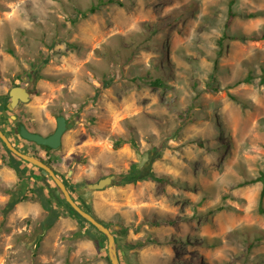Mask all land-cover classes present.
<instances>
[{
  "label": "rangeland",
  "instance_id": "374dc122",
  "mask_svg": "<svg viewBox=\"0 0 264 264\" xmlns=\"http://www.w3.org/2000/svg\"><path fill=\"white\" fill-rule=\"evenodd\" d=\"M262 35L264 0H0V125L115 230L122 264H264L262 185L249 183L264 172V41H251ZM31 73L29 102L2 115ZM14 111L44 137L63 116L61 146L21 139ZM7 161L0 143V264H110L106 243L64 207L43 231L47 212L29 190L52 186L48 175L27 165L21 178ZM128 173L137 179L78 192ZM23 181L26 198L3 222Z\"/></svg>",
  "mask_w": 264,
  "mask_h": 264
},
{
  "label": "water",
  "instance_id": "95a60500",
  "mask_svg": "<svg viewBox=\"0 0 264 264\" xmlns=\"http://www.w3.org/2000/svg\"><path fill=\"white\" fill-rule=\"evenodd\" d=\"M31 72H34V70H32ZM22 80L27 84L26 88L16 86L9 91L8 94L9 102L6 105L9 111H13V109L18 104L28 103L33 93V86L35 82L34 74L33 73L29 74V77L27 76L22 77ZM10 119H12L13 121L16 120L14 116H11ZM69 127L70 126L67 124L66 119L63 116H60L56 118V129L49 136L44 137L38 133L30 132L23 125H20L19 128L16 129L15 133L18 134L23 140L27 142L34 143L38 146L47 147L51 150H57L61 146L62 137ZM0 141L4 144L6 149L15 157L19 158L21 161L25 163L32 165L35 168L44 171L48 175V177L55 183L56 187L60 190L61 194L64 197V200L72 208V210L75 211L86 222L91 224L97 231H99L107 239L106 241L107 255L110 264H121V261L117 253L118 241L116 240L114 235L115 230L110 227H106L104 224L99 222L95 217H93L88 211L80 207L79 204L71 196L72 192L70 191V189L67 188L66 185L62 182V180L55 175V172L51 167H49L39 159L24 154L19 150H17L1 129H0ZM124 179H125L124 177H121L119 175H110L104 177L103 179H100L96 183L85 184L84 186L78 189V192L102 191L117 183H120ZM25 184L26 182L23 181V185ZM23 193L24 191L20 192V194Z\"/></svg>",
  "mask_w": 264,
  "mask_h": 264
},
{
  "label": "trees",
  "instance_id": "16d2710c",
  "mask_svg": "<svg viewBox=\"0 0 264 264\" xmlns=\"http://www.w3.org/2000/svg\"><path fill=\"white\" fill-rule=\"evenodd\" d=\"M109 2L112 3V1H108L107 3H109ZM232 4H233V1L231 2V5H229V9H228V16H227V20H226V23H225V28L226 29L232 24V22L236 18V14L232 10ZM95 11H96V9L94 7H91L89 9V12L90 13H94ZM79 14H80L79 16H81V15L83 17L85 16L83 12H79ZM227 38L228 37L224 35L216 43L217 44V47H218V50H217V53H216L217 54V57H216V59L213 62V73L214 74L211 76V81L215 79V73L218 71V60L223 56L224 40L227 39ZM251 41H254V42L264 41V35H262L260 37H252L251 38ZM35 73H36V71H34V74ZM242 82L243 83H250L251 82V78L250 77H247ZM261 82H264V70H263V78H261ZM160 84L161 83L158 80H156L155 82L152 83V85H154V86L155 85L156 86H159ZM231 99L233 101H236V99L233 98V97H231ZM5 107H6V105L3 106V109H5ZM0 129L6 135V133L4 132L2 126H0ZM0 143L2 144L4 150L6 151V153L9 156V162L7 161V164L13 170H15V172H17V174L19 175V177L22 178L26 174V171H27V169H26L25 166H27V165L28 166H32V165H30L28 163H25V162L21 161L19 158L15 157L13 154H11L6 149V147L4 146V144L1 141H0ZM115 144L117 146L120 145V141L116 142ZM31 145L37 146L34 143H31ZM133 145H134V143H133ZM39 147L41 148V146H39ZM42 149H44L46 152L52 151L51 149H49L47 147H42ZM28 155H31V154L28 153ZM35 158L39 159L40 161L44 162L46 165H48L49 167L52 168L50 162L44 161V160H42L38 156H36ZM136 169H137L136 166H132V172H136ZM37 170L39 172H42V173L46 174L44 171H42V170H40L38 168H37ZM46 176H47V174H46ZM56 176L57 177H60V179H62L61 176H59L57 173H56ZM135 176H136V178H135ZM122 177H124L125 179L123 181H121L120 184H126V183H129V182H134V180L137 179L138 176L137 175H133V173H128L126 176H122ZM147 179L160 182V179H158L154 175H149ZM49 180H50V183H51L52 186H49L48 183H47L44 186H42V185L40 186L39 185V186H37V188H34L33 187V188H31L29 190V193H31V195L34 198L38 199L41 202V206L47 212L46 218L44 219L43 222L40 223V228L43 231L48 230L54 224V222L56 221V219L58 218V209H60L61 207H64L68 212H70L77 219H79L80 222H81V224L83 226H86V230H85L86 236H88V238H90L91 240H93L96 243V245L98 246V248L102 252L103 251L105 252V250H106L105 249V243H106L107 239L99 231H97L91 224H89L88 222H86L75 211L72 210V208L64 200L63 195L61 194L60 190L56 187L55 183L50 178H49ZM249 183H251V184H253V183H261V185H262L261 191L259 193L258 209L257 210H258V213L260 215L264 216V172L259 173L258 177L252 179ZM24 187H25V185L22 184V189H20V192L21 191L23 192L25 190ZM66 187H67V185H66ZM55 190H56V193L54 192ZM20 192L14 191L11 194L12 195L11 196V199H10L9 203L6 205V207H5V209H4L3 213H2L3 222H4V219H5L6 214L9 213L14 208V206L18 203V201L20 199H25L26 198V197H20L22 195V194H20ZM71 196H72V194H71ZM79 206L82 207L80 204H79ZM83 209H85L86 211L89 212V210L87 208H83ZM78 236H80V234H78ZM119 246H121L120 243H117V252L119 251ZM121 264H122V262H121Z\"/></svg>",
  "mask_w": 264,
  "mask_h": 264
},
{
  "label": "flooded vegetation",
  "instance_id": "af4514ba",
  "mask_svg": "<svg viewBox=\"0 0 264 264\" xmlns=\"http://www.w3.org/2000/svg\"><path fill=\"white\" fill-rule=\"evenodd\" d=\"M5 105H7V104H5ZM18 105H19V104H18ZM18 105H17L15 108H17ZM4 112H10L9 115H11V114H12L11 112H13V111H9V110L7 109V107H5V109L2 110V113H1V114L4 115ZM14 114H15V115H12V116H14V117L16 118V120L13 121V123H14V133H15L16 129H18L20 125H23L25 128H26V126H25L22 122L19 121L18 116H17V112H16V111H14ZM66 122H67V121H66ZM0 126H1V125H0ZM26 129H27V128H26ZM27 130H29V129H27ZM29 131H30V130H29ZM4 132H5V131H4ZM30 132H31V131H30ZM53 132H54V131H53ZM53 132H52V133H53ZM52 133H51V134H52ZM15 134H16V133H15ZM51 134H50V135H51ZM16 135H18V134H16ZM18 136H19V135H18ZM48 136H49V135H48ZM19 137H20V136H19ZM20 138H21V137H20ZM21 139H22V138H21ZM9 141H10V140H9ZM10 142H11V141H10ZM29 143L31 144V142H29ZM12 145H13V143H12ZM13 146H14V145H13ZM37 146H38V145H37ZM14 147H15V146H14ZM42 147H43V146H41V151L45 153V150L42 149ZM15 148H16V147H15ZM16 149L19 150V151L21 150L20 152L23 151L22 153L27 154V155H28V153H30V152H28V151H25V150H22V149H19V148H16ZM30 154H31V153H30ZM29 156H33V155L31 154V155H29ZM41 159L43 160V158H41ZM54 172H55V171H54ZM55 175H56V173H55ZM59 178H60V177H59ZM61 180H62V179H61ZM62 182H63L64 184H66L63 180H62Z\"/></svg>",
  "mask_w": 264,
  "mask_h": 264
},
{
  "label": "clouds",
  "instance_id": "9594fccd",
  "mask_svg": "<svg viewBox=\"0 0 264 264\" xmlns=\"http://www.w3.org/2000/svg\"><path fill=\"white\" fill-rule=\"evenodd\" d=\"M118 253V252H117Z\"/></svg>",
  "mask_w": 264,
  "mask_h": 264
}]
</instances>
